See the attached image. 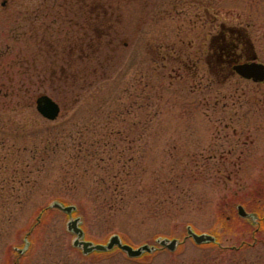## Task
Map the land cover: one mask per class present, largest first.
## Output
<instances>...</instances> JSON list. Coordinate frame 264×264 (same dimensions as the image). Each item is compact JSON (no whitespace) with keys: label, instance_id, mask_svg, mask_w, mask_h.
I'll use <instances>...</instances> for the list:
<instances>
[{"label":"rangeland","instance_id":"rangeland-1","mask_svg":"<svg viewBox=\"0 0 264 264\" xmlns=\"http://www.w3.org/2000/svg\"><path fill=\"white\" fill-rule=\"evenodd\" d=\"M231 27L264 63V0L0 4V264H264V80L209 60ZM75 217L151 250L83 253Z\"/></svg>","mask_w":264,"mask_h":264},{"label":"water","instance_id":"water-1","mask_svg":"<svg viewBox=\"0 0 264 264\" xmlns=\"http://www.w3.org/2000/svg\"><path fill=\"white\" fill-rule=\"evenodd\" d=\"M232 69L235 73L245 79H251L255 82H260L264 80V63L256 60V55L252 56L249 60L237 61L232 64ZM35 108L37 112L44 118L48 120H54L59 112V104L47 94H39L35 98ZM53 207L62 209L65 212H71L74 209L73 205L63 206L58 202L52 203ZM237 211L240 215L246 216L247 213L241 205L237 206ZM79 218H71L68 220L66 227L69 231L75 234L72 244L76 247H80L83 253H89L93 250L104 251L111 249L116 246L119 249L123 250L128 256L136 257L139 256L143 251L151 250L147 244H143L139 247H132L127 243H123L119 236L114 234L110 236L108 241L103 243H92L89 240L82 239L83 231L78 225ZM187 234L190 236L196 243H202L206 241H213L214 237L208 233H196L192 231L189 227L187 228ZM161 246L173 250L176 246V239L168 240L166 238L157 240Z\"/></svg>","mask_w":264,"mask_h":264},{"label":"trees","instance_id":"trees-1","mask_svg":"<svg viewBox=\"0 0 264 264\" xmlns=\"http://www.w3.org/2000/svg\"><path fill=\"white\" fill-rule=\"evenodd\" d=\"M239 34L240 33L237 28H227V32L224 34L223 38L219 37V40L222 39L220 48H215L214 45L212 46V52L209 60L218 67H224V69L230 70V64L233 62L232 59L235 56V52L238 47H240L239 44H241L243 48H249L251 50V43L246 38L245 34L242 35L241 39L238 36ZM238 38L240 39L239 41L237 40Z\"/></svg>","mask_w":264,"mask_h":264},{"label":"flooded vegetation","instance_id":"flooded-vegetation-1","mask_svg":"<svg viewBox=\"0 0 264 264\" xmlns=\"http://www.w3.org/2000/svg\"><path fill=\"white\" fill-rule=\"evenodd\" d=\"M5 1L6 0H2L1 1V6H4V4H5ZM223 36H224V34H223V31H221L220 33H218L216 36H214V37H212V41H211V45L213 46H215V48H220V45H221V43H222V39L221 40H219V37H222L223 38ZM239 36V35H238ZM239 38H240V36H239ZM237 39L238 41L241 39ZM221 41V42H220ZM218 44V45H217ZM212 46H211V52H212ZM239 46L240 47H238V49H237V51L235 52V56H234V58L232 59V61L234 62V61H238V60H245V59H250L251 58V56L253 55V52L249 49V48H247V49H245V48H243L242 47V45L241 44H239ZM216 54V53H215ZM251 55V56H250ZM230 69H231V64H230ZM232 72V71H231Z\"/></svg>","mask_w":264,"mask_h":264}]
</instances>
